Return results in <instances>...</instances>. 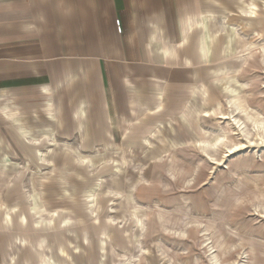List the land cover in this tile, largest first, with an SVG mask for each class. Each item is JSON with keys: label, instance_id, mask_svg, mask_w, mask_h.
Instances as JSON below:
<instances>
[{"label": "rangeland", "instance_id": "374dc122", "mask_svg": "<svg viewBox=\"0 0 264 264\" xmlns=\"http://www.w3.org/2000/svg\"><path fill=\"white\" fill-rule=\"evenodd\" d=\"M176 3L180 47L198 28L191 41L219 57L211 96L171 89L155 114L145 99L138 151L126 139L83 166L55 153L62 138L1 134L0 264H264V0Z\"/></svg>", "mask_w": 264, "mask_h": 264}, {"label": "crops", "instance_id": "0c3cea01", "mask_svg": "<svg viewBox=\"0 0 264 264\" xmlns=\"http://www.w3.org/2000/svg\"><path fill=\"white\" fill-rule=\"evenodd\" d=\"M178 8L176 0H0V135L16 128L23 136L22 127L36 139L62 138L68 147L55 153L72 165H87L84 155L102 146L109 154L111 145L124 148L126 139L125 152L138 151L132 139L140 138L145 99L154 100L147 109L155 114L168 111L171 89L195 99L213 93L207 80L219 57L204 56L201 36L191 41L198 28L180 47ZM28 143L35 157L43 144Z\"/></svg>", "mask_w": 264, "mask_h": 264}, {"label": "bare ground", "instance_id": "6f19581e", "mask_svg": "<svg viewBox=\"0 0 264 264\" xmlns=\"http://www.w3.org/2000/svg\"><path fill=\"white\" fill-rule=\"evenodd\" d=\"M232 117H233V116H232ZM225 118H227V117H225ZM234 122H235V121H234ZM257 127H259V126H257ZM240 128L242 129V127H240ZM240 128H239V129H240ZM262 128H263V127H262ZM244 129H245V128H244ZM260 130H261V129H260ZM256 131H257V130H256ZM241 132H242V131H241ZM248 133H249V132H246V134H248ZM249 135H252V134L249 133ZM249 135H248V136H249ZM258 135H259L260 138L262 139V137H263L262 134H261V133H258ZM248 136H247V137H248ZM263 138H264V137H263ZM218 142H219V140H217L215 144L217 145ZM236 148H239V147H236ZM232 149H233V148H232ZM232 149H230V152H232Z\"/></svg>", "mask_w": 264, "mask_h": 264}]
</instances>
